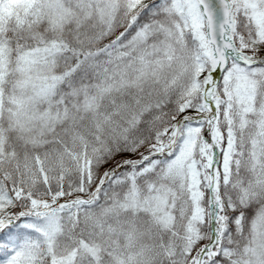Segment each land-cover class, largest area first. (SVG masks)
<instances>
[{"label":"snow or ice","instance_id":"snow-or-ice-1","mask_svg":"<svg viewBox=\"0 0 264 264\" xmlns=\"http://www.w3.org/2000/svg\"><path fill=\"white\" fill-rule=\"evenodd\" d=\"M0 264H264V0H0Z\"/></svg>","mask_w":264,"mask_h":264}]
</instances>
